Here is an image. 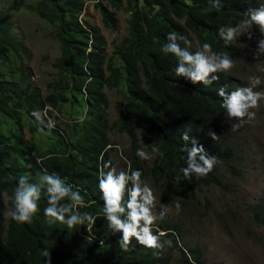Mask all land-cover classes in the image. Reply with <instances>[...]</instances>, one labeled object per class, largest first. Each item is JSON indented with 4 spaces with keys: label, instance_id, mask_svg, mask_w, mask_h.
Returning <instances> with one entry per match:
<instances>
[{
    "label": "trees",
    "instance_id": "trees-1",
    "mask_svg": "<svg viewBox=\"0 0 264 264\" xmlns=\"http://www.w3.org/2000/svg\"><path fill=\"white\" fill-rule=\"evenodd\" d=\"M23 1L0 0V118L7 121L0 120V264H209L204 248L183 242L182 224L164 217L165 208L160 222L145 219L140 191L148 178L161 206L201 211V192L221 183V167L236 170L235 147L219 128L250 99L190 42L235 58L230 31L250 28L264 38L262 1L86 0L112 32L124 4L130 14L128 35L109 57L101 32L81 18L84 0H32L60 44L48 96L32 89L2 12ZM121 85L125 104L109 127L104 90ZM69 102L84 106L83 118L53 129L49 109ZM110 130L128 138L129 169L118 176ZM37 135L56 143L44 149Z\"/></svg>",
    "mask_w": 264,
    "mask_h": 264
},
{
    "label": "rangeland",
    "instance_id": "rangeland-1",
    "mask_svg": "<svg viewBox=\"0 0 264 264\" xmlns=\"http://www.w3.org/2000/svg\"><path fill=\"white\" fill-rule=\"evenodd\" d=\"M84 1L83 21L101 32L111 57L114 47L129 32L127 7L124 4L117 11L119 27L112 32L105 28L95 2ZM261 1L264 4V0ZM30 4L32 0H24L17 10L19 6L11 3L2 7V12L15 28L14 36L23 51L24 64L31 73L32 89L48 96L58 79L54 63L60 56V44L54 29L32 12ZM230 34L236 52L233 59L221 60L210 51L203 52L193 37L190 45L200 58L231 76L250 99L245 111L225 119L219 128V133L235 147L236 170L229 168L224 173L221 167V183L204 187L201 192V211L161 206L160 190L148 178L142 182L140 197L146 220L160 222L162 209L165 208L164 217L182 224L183 242L204 248L209 264H264V38L254 34L250 28L238 33L230 31ZM104 91L108 100V126L111 127L125 104L124 86L119 89L105 88ZM67 95L73 100L70 93ZM49 111L53 113L52 117L48 116L52 128L64 129L66 123L82 119L85 108L69 102L61 104L59 111ZM0 120L7 123L2 118ZM108 137L116 144L115 151L111 153V172L114 176L122 175L129 169L124 157L129 146L128 138L115 130H110ZM40 138L39 143L37 140ZM25 139H30L28 129ZM34 141L45 149L55 145L56 136L37 135ZM141 152L150 161L154 158V154L146 148H142ZM205 197L210 200L208 207H205ZM143 228L147 230L149 227L144 225ZM178 259L179 252L175 250L173 263Z\"/></svg>",
    "mask_w": 264,
    "mask_h": 264
},
{
    "label": "clouds",
    "instance_id": "clouds-1",
    "mask_svg": "<svg viewBox=\"0 0 264 264\" xmlns=\"http://www.w3.org/2000/svg\"><path fill=\"white\" fill-rule=\"evenodd\" d=\"M92 2H94V1H92ZM85 8H86V6H85ZM85 12V11H84ZM117 17H118V15H117ZM82 18V20H83V16L81 17ZM105 92V91H104Z\"/></svg>",
    "mask_w": 264,
    "mask_h": 264
}]
</instances>
